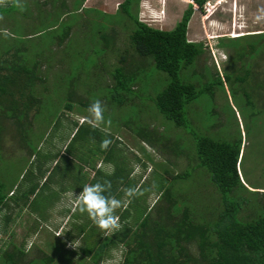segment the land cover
<instances>
[{"label":"rangeland","instance_id":"rangeland-1","mask_svg":"<svg viewBox=\"0 0 264 264\" xmlns=\"http://www.w3.org/2000/svg\"><path fill=\"white\" fill-rule=\"evenodd\" d=\"M50 1L42 8L51 10L53 7ZM189 1L194 9L188 21L187 35L191 39L201 40L204 50L192 62L182 64L179 70L184 80L194 82L201 89L185 104L188 127L164 115L154 100L148 97L147 92L155 93L166 84L168 73L158 68L153 61L149 64L150 58L135 51L130 39L134 25L122 11L123 0H84L82 9H72L65 16L67 24L76 21L68 43H46L49 37L44 33H36L31 37L28 49L34 52L36 48H46L48 57L44 56L42 60L45 79L37 83L39 99L32 107L31 117L23 123L27 127L28 136H25V130L19 131L13 117L5 111L0 112V124L4 126L0 139V179L7 181L9 187L15 184L16 191L11 190L10 197L19 196L26 189L29 192L27 187L33 177L34 182H42L39 190L29 195L27 208L20 215H16L19 207H16L17 202L13 199L11 206L16 207L12 209L16 212L11 221L5 222L4 212L0 213V251L4 248L11 250L16 244L25 248L17 264L47 254L55 256L50 264H71L73 259L82 264H97L82 251L84 246L91 248L95 244L89 239L90 230L86 229L87 235L84 238L79 229L80 224H72L77 221V214H81L73 210L76 194L83 187H79L78 183H84L85 179L92 180L99 167L103 172L113 171L117 162L123 167L124 173L129 172L133 181L131 185L135 183L136 189L141 187L135 195L136 200L134 196L129 197L125 193L117 197L123 201L115 213L120 224L117 229L122 230L128 224L134 227L136 211L137 216L151 211L157 215V211H165L168 200L163 195L159 197L161 190L158 188L162 184L158 170L165 167L170 170L166 173L169 180H172L173 172L182 170L184 173L174 178L171 193L177 196L181 194L180 202L189 195L191 203L195 199L190 197L196 194L198 219L206 215V207L213 209L214 204H217L213 211H208L207 216L219 211L225 206L221 192L209 178L206 167L197 164L195 141L189 131L191 129L226 133L223 128L227 127V131L234 132L237 137L241 131L242 143L237 164L239 176L248 187L260 191L252 192L245 188L264 203V48L259 49L257 42L263 37L258 32H264V0H204L201 7L195 6V0H136L132 9L151 24L172 27ZM12 3L14 0H4L0 5L7 9ZM67 4L69 9L72 8L73 0H67ZM22 5L25 7L24 3ZM2 11L1 8L0 14ZM56 11L60 13L61 8ZM26 12L30 20H34L31 18L34 15L32 10ZM206 14L209 16L206 17ZM40 16L38 25L34 26L30 22L26 24L31 32L47 24L48 13L43 18ZM7 26L6 19L0 18V27ZM11 29L9 26L10 33H13ZM62 29L63 25L56 31ZM106 32L107 36H104ZM237 32L245 34L242 37L232 36ZM0 34L6 36L3 32ZM214 34L220 35L217 43H214L216 39L210 38ZM110 35L113 36L111 40ZM246 38L250 39V43ZM234 43L249 45L251 49L241 57L244 60V71L250 66L246 83L240 81L233 70L237 64H233L237 54H233L230 45ZM140 63L144 65L137 69ZM118 64H123L127 72H135L138 80L133 84L135 88L142 85L145 88H142L143 93L134 96L133 101L120 105L114 102L107 104L106 93L110 91L107 84L115 83L112 72ZM218 74L224 75L223 81ZM70 96L73 107L67 109L65 103ZM93 100H100L104 105V123L96 129L85 123L95 137L92 139L90 134H78L68 150L66 146L73 136L69 138L75 127L73 124L75 121H87L89 114L84 102L90 103ZM138 131H150L147 133L149 136L160 133L163 138L145 140ZM105 138H112L113 143L108 150L102 151L100 145ZM108 153L112 157H108ZM57 160L59 164L55 172L43 185L46 174H50L45 170L52 169ZM71 184L75 188L69 187ZM64 186L66 188L62 190ZM130 187L126 184L124 188L127 190ZM56 190L61 193L58 195ZM64 191L65 194L72 192L67 197V204L61 203ZM243 193L253 195L246 191ZM21 200L19 198L20 203ZM30 207L46 208L42 209L43 215H39ZM126 208L130 211L129 215L123 214ZM254 209L253 205L245 204L239 215L249 217ZM80 216L84 219L83 214ZM189 247L197 251L196 241H192ZM125 252V244L120 243L109 249L98 264H122ZM69 258L71 260L68 261Z\"/></svg>","mask_w":264,"mask_h":264},{"label":"trees","instance_id":"trees-1","mask_svg":"<svg viewBox=\"0 0 264 264\" xmlns=\"http://www.w3.org/2000/svg\"><path fill=\"white\" fill-rule=\"evenodd\" d=\"M48 1L50 0H14L11 7L7 9H3V5H0V9L2 8L3 10V13L0 15L6 19V24L13 31V33H10L9 26L0 27V33H7L4 37L0 34V45L2 46L0 48V112L5 111L8 116L13 117L18 124L19 131L25 130L26 137L28 136L27 127L23 123H26L24 122L25 119L28 121L31 117L32 107L35 106V103L39 99L37 83L45 79L42 70V60L44 56L48 57L45 53L46 48L44 50L36 48L34 52H31L33 49L31 51L28 49L29 42L32 41L31 37L35 36L34 34L36 33L37 35L44 33L46 37H49L46 43L53 44L58 41L61 44L67 41L76 21L67 24L65 16L72 9H82L84 0H73V5L70 9L67 0H51L53 8L51 10L43 9L42 6L48 3ZM135 1L123 0L121 3L122 11L126 13L127 19H130L134 25L130 33L132 46L139 55L141 54L151 59L149 64L153 61L158 68L164 69L168 73L166 84L155 93L147 92L148 97L154 100L155 105L164 115L173 119L177 124L188 127L185 104L194 98L201 89L197 88L194 82L184 80L179 75V70L182 64L192 62L196 55L204 50L201 40L191 39L187 35L188 21L194 7L189 1L181 16L172 27H160L141 18L138 12L132 9ZM195 1L200 7L204 3V0ZM23 3L25 7L22 5ZM32 3L36 4L32 5ZM27 8L34 13L31 16L34 20H30L26 12L28 11ZM57 8H61L60 13L56 11ZM20 12H23V14ZM46 13H48L47 24L42 29L31 32L26 24L30 22L34 26L38 25L39 23L37 22L39 21V17H41L40 15L43 18ZM208 16L206 15V17ZM120 21L123 20L121 19ZM61 25H63V29L57 32L56 29ZM247 33L253 34L254 32ZM243 34L245 33L232 36L242 37L244 36ZM248 34L246 35L248 36ZM258 34H263V37H260L257 41L259 42V49H261L264 48V32H258ZM104 36H107V32ZM112 37L110 35V40ZM245 40L250 43V39L246 38ZM232 45L230 46L234 50L233 54H237V59L233 63L237 64L233 70L238 74L240 81L246 83L250 66L244 71V60H241V57L244 56L242 54L245 51L251 50L250 46L237 45L236 43ZM84 55L86 56L87 53ZM141 65L144 64L140 63L137 69L141 68ZM239 69L243 72L240 73ZM112 73L115 83L107 84L111 91V93L110 91L106 93L107 104L114 102L120 105L130 102L134 100V96L143 93L142 88H145L143 85L138 88H135L136 86L133 85L134 82L138 81L136 79L137 75L134 74L135 72H127L123 64H118ZM223 76L219 75L222 81ZM84 103L86 104V108L90 104L88 102ZM72 107L73 102L70 96V99L65 103V108L72 109ZM85 123L87 121L81 123L74 122L73 125L75 127L72 128L73 130L69 138L73 136L69 139V143L66 146L68 150L72 147L74 138L78 134H84V136L90 134L92 139L95 137L93 136L94 133L88 129ZM213 123H211V126ZM204 128L208 127L205 126ZM3 130L4 126L0 124V139ZM203 130L201 132L196 129L189 130L195 141L197 164H202L206 167L210 176L209 178L216 183L221 192L225 206L219 211L213 212L210 216H207L208 211H213L217 207V204H214L215 208L213 209L206 207V215L198 219L196 217V209H198L196 194L190 197L195 199L194 203H191L188 198L189 195L188 197L185 196L184 201L180 202L182 195L178 194L177 196L175 193L173 195L171 193L174 178L181 177L184 173L182 170L171 173L173 175L172 181L167 178L166 173L170 172V170L165 167L158 170V178L162 182L158 187L161 190L159 197L163 195L168 200L165 211L159 213L157 211V215L151 211L150 213H143L140 216H137L136 211L134 227L128 224L124 229H116L112 234L106 235L102 234L98 227L89 220L86 213L83 214L84 219L80 216L82 214H77L76 217L80 220L77 219L72 224H80L79 229L84 238L87 235L85 233L86 229H89L91 232L89 239L95 242L91 248H86V246L82 248V251L93 259L92 261L98 264L109 249L123 243L126 246V252L122 264H264V203L260 201V198V200L258 199L256 194L247 190L252 192L260 191L248 187L239 176L240 172L237 164L242 143L241 131H239L240 134L237 137L234 132H228L227 127L223 128L226 133L214 132L208 129ZM148 132L150 131L143 133L138 131L145 140L153 141L154 139L161 140L163 138V135L160 133L149 136ZM112 148L113 146H111L110 150ZM107 156L112 157L111 153H108ZM58 164L59 160H57L52 169L45 170L50 174L48 176L46 174L43 185L50 180L49 177L55 172ZM38 166L39 169L42 168L40 162ZM122 168L118 162L115 169L110 172H103L101 171V167H99L92 180L85 179L84 183L80 182L78 186L82 187L85 184H95L97 182L103 183L105 180H108L112 184L111 194L116 198L120 197L126 192V188H124L126 184L131 186L130 188L136 189L135 183L131 185L133 181L129 176V172L124 173ZM31 179V187H27L30 191L28 192L27 189L23 190L18 194L19 196L12 198L9 192L11 190L16 191L15 184L9 187L7 181L0 179V213L4 212L5 222L11 221L12 215L16 212L12 210L13 208L19 207L16 215H20V212L27 208L26 204L30 200L29 195L35 194L41 187L42 182L39 184L38 182H34V177ZM74 184L77 186L76 183ZM72 185H69V187L75 188ZM65 188L66 186L62 190ZM140 188L139 186L137 190ZM56 191L58 195L61 193V191ZM244 191L253 195L243 193ZM19 198L22 199L21 203ZM12 199L17 202L16 207L11 206ZM174 202L175 206L173 205ZM245 204H251L255 207L254 213L250 214L249 217L239 215ZM44 208L46 207H30L31 210L39 215H43L42 209ZM201 209L200 204L199 210L201 211ZM123 214L129 215V209L126 208ZM101 235L104 236L102 237ZM194 240L197 244V251H193L189 247V244ZM9 242H12V240ZM24 253L25 248L17 246V244L11 250L8 248L1 249L0 264H17ZM47 255L39 258L34 256L24 264H50L49 262L53 261L55 256ZM71 264L82 263L73 259Z\"/></svg>","mask_w":264,"mask_h":264},{"label":"clouds","instance_id":"clouds-1","mask_svg":"<svg viewBox=\"0 0 264 264\" xmlns=\"http://www.w3.org/2000/svg\"><path fill=\"white\" fill-rule=\"evenodd\" d=\"M3 2L4 0H0V3ZM216 8L217 7H215V10ZM241 17L243 18V16ZM239 33L240 32H237V34ZM5 35H7V33H5ZM219 36V34H214L210 38L216 39L214 43H217ZM104 111V105L100 100H93L90 102L87 107V112L89 114L87 123L90 127L96 129L104 123ZM108 123L110 124V121H108ZM112 143L113 141L111 139L105 138L102 140L100 147L102 150L106 151ZM111 188L112 184L108 180H105L103 183L85 184L82 191H80L78 195L76 194V206L73 209L74 211L78 210L81 214L86 213L93 224L97 226L104 235L120 226L119 217L115 215V213L116 210L122 206L123 201L118 200L111 194ZM125 194L129 197L134 196L138 194V190L129 188L126 190Z\"/></svg>","mask_w":264,"mask_h":264},{"label":"crops","instance_id":"crops-1","mask_svg":"<svg viewBox=\"0 0 264 264\" xmlns=\"http://www.w3.org/2000/svg\"><path fill=\"white\" fill-rule=\"evenodd\" d=\"M67 192H68V191H67ZM71 193H72V192H68L67 194H65V191H64V195L62 196L61 203H65V204H67V202H68L67 197H68V195H71ZM63 206H64V205H63ZM67 206H69V205H67Z\"/></svg>","mask_w":264,"mask_h":264},{"label":"built area","instance_id":"built-area-1","mask_svg":"<svg viewBox=\"0 0 264 264\" xmlns=\"http://www.w3.org/2000/svg\"><path fill=\"white\" fill-rule=\"evenodd\" d=\"M195 6H197V3H196V5Z\"/></svg>","mask_w":264,"mask_h":264},{"label":"bare ground","instance_id":"bare-ground-1","mask_svg":"<svg viewBox=\"0 0 264 264\" xmlns=\"http://www.w3.org/2000/svg\"><path fill=\"white\" fill-rule=\"evenodd\" d=\"M206 15H207V14H206ZM206 15H205V16H206Z\"/></svg>","mask_w":264,"mask_h":264}]
</instances>
